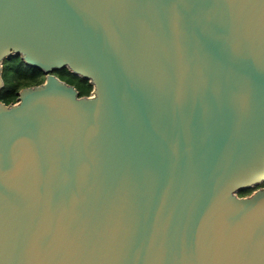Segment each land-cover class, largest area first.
<instances>
[{
    "label": "water",
    "instance_id": "1",
    "mask_svg": "<svg viewBox=\"0 0 264 264\" xmlns=\"http://www.w3.org/2000/svg\"><path fill=\"white\" fill-rule=\"evenodd\" d=\"M11 55L0 264H264V0H0Z\"/></svg>",
    "mask_w": 264,
    "mask_h": 264
},
{
    "label": "trees",
    "instance_id": "2",
    "mask_svg": "<svg viewBox=\"0 0 264 264\" xmlns=\"http://www.w3.org/2000/svg\"><path fill=\"white\" fill-rule=\"evenodd\" d=\"M60 79L73 84L79 95H88L92 90V83L88 78L72 73L68 67L54 69L52 71ZM1 76L3 86L0 88V101L5 103L16 100L20 88L40 83L44 80L45 72L35 66L28 65L19 55H11L3 59ZM264 181L251 187L241 188L238 195H246L252 192L257 186H263Z\"/></svg>",
    "mask_w": 264,
    "mask_h": 264
},
{
    "label": "rangeland",
    "instance_id": "3",
    "mask_svg": "<svg viewBox=\"0 0 264 264\" xmlns=\"http://www.w3.org/2000/svg\"><path fill=\"white\" fill-rule=\"evenodd\" d=\"M264 186V185H263Z\"/></svg>",
    "mask_w": 264,
    "mask_h": 264
}]
</instances>
